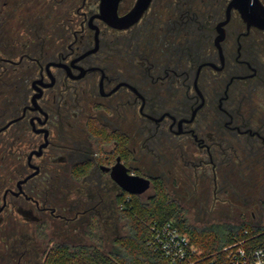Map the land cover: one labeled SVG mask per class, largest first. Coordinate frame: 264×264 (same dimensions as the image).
I'll return each mask as SVG.
<instances>
[{"label": "flooded vegetation", "instance_id": "obj_1", "mask_svg": "<svg viewBox=\"0 0 264 264\" xmlns=\"http://www.w3.org/2000/svg\"><path fill=\"white\" fill-rule=\"evenodd\" d=\"M228 4L149 0L123 24L100 0H0V264L99 248L102 212L135 195L118 178L184 212L264 192V29Z\"/></svg>", "mask_w": 264, "mask_h": 264}, {"label": "trees", "instance_id": "obj_2", "mask_svg": "<svg viewBox=\"0 0 264 264\" xmlns=\"http://www.w3.org/2000/svg\"><path fill=\"white\" fill-rule=\"evenodd\" d=\"M154 188V194L148 199L136 194L129 200L124 197L118 199V205H123L118 215L126 219L128 229L113 236L111 248L107 252L95 246L63 247L49 255L47 264H170L158 251L146 244L149 224L154 220H172L203 253L219 250L243 236L249 237L253 242L264 240V224L194 227L187 222L183 207L169 195L161 181H155ZM245 229L247 233L244 232Z\"/></svg>", "mask_w": 264, "mask_h": 264}, {"label": "rangeland", "instance_id": "obj_3", "mask_svg": "<svg viewBox=\"0 0 264 264\" xmlns=\"http://www.w3.org/2000/svg\"><path fill=\"white\" fill-rule=\"evenodd\" d=\"M234 179L230 181H241L240 176L234 175ZM237 186L238 184L235 183ZM242 186L236 188L235 193L230 190L226 198L229 201H215L209 199L197 200L195 197L187 196L184 203L193 207L195 210L183 212L187 222L197 228H202L209 225L226 224L239 225L240 223L248 225H263L264 224V192L256 191L250 195L248 190H243ZM240 195L241 199L237 197ZM245 197L247 200H243ZM202 205V207H200ZM195 206V207H194ZM227 206H230L227 207ZM207 208V209H206ZM210 208V210H208ZM239 209V210H238ZM242 211V212H241ZM119 210H115L109 216L110 212H102V221L100 229L90 233V237L94 241L99 242V249L106 252L109 250L110 237L112 236V225H115V233H124L128 229L126 219L119 217ZM114 231V230H113ZM86 238L89 236L86 234Z\"/></svg>", "mask_w": 264, "mask_h": 264}, {"label": "built area", "instance_id": "obj_4", "mask_svg": "<svg viewBox=\"0 0 264 264\" xmlns=\"http://www.w3.org/2000/svg\"><path fill=\"white\" fill-rule=\"evenodd\" d=\"M146 244L170 264H264V240L253 242L243 236L203 253L172 220L152 221Z\"/></svg>", "mask_w": 264, "mask_h": 264}, {"label": "water", "instance_id": "obj_5", "mask_svg": "<svg viewBox=\"0 0 264 264\" xmlns=\"http://www.w3.org/2000/svg\"><path fill=\"white\" fill-rule=\"evenodd\" d=\"M148 2L149 0H137L134 7L121 18L116 14L118 0H100L99 6L101 16L109 23L119 20L126 24L137 19ZM228 7L237 9L247 24L264 29V5L260 0H229ZM118 181L122 188L135 194L141 193L150 182L143 176H134L128 179L118 178Z\"/></svg>", "mask_w": 264, "mask_h": 264}]
</instances>
